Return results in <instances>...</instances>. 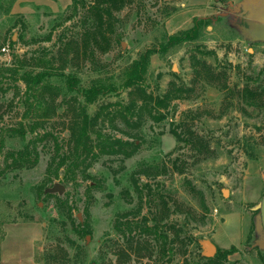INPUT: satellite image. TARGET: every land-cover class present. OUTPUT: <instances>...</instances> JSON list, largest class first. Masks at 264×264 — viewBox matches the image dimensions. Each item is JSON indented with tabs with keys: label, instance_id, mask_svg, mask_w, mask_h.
Segmentation results:
<instances>
[{
	"label": "rangeland",
	"instance_id": "1",
	"mask_svg": "<svg viewBox=\"0 0 264 264\" xmlns=\"http://www.w3.org/2000/svg\"><path fill=\"white\" fill-rule=\"evenodd\" d=\"M18 1L0 0V264L2 257L27 264L28 240H7L9 225L35 227L32 264H264V252L252 248L253 208L264 194V43L248 44L218 17L228 0H127L99 45L86 32L95 0H79L76 15L73 0H54L56 7ZM205 13L211 21L198 40L151 57L146 91L163 97L183 89L156 122L141 101L131 106L124 71ZM27 74H43L52 84L47 93H59L49 106L37 110L35 97L27 98ZM98 78L116 90L87 105L83 90ZM247 87L256 100L243 96ZM83 107L98 114L95 142L121 138L137 142V151L99 155L86 170L71 156L48 173L69 152L70 127ZM175 129L194 132L209 150L179 142ZM26 146L39 161L15 168L9 153ZM56 183L65 192L49 196ZM155 224L164 238L142 231ZM205 241L238 251L210 261L216 255L204 258Z\"/></svg>",
	"mask_w": 264,
	"mask_h": 264
},
{
	"label": "trees",
	"instance_id": "2",
	"mask_svg": "<svg viewBox=\"0 0 264 264\" xmlns=\"http://www.w3.org/2000/svg\"><path fill=\"white\" fill-rule=\"evenodd\" d=\"M74 3V14L78 13L79 0H73ZM127 0H95L89 9L94 15L93 22H90L87 28V33L93 37V41L96 45H99L98 36L105 38V35L101 31L107 24L108 19L113 16L114 11H119L125 7ZM86 7V4H84ZM211 18L209 17H196L194 19V25L184 31H180L176 34L167 36L166 40L163 41L160 46L149 49L142 53L138 59L134 60L132 64L124 71L121 79V86L124 89L130 90V95L133 97L131 106L137 107L138 101H141L142 107H150L149 115L156 122L166 119L167 112H163L162 109L168 108L170 102L177 99L183 89H177L176 91H168L163 97L154 96L148 93L143 86L145 78L148 74L151 57L160 53L162 56L167 54L171 49L181 46L184 43L196 41L202 34L203 27L209 23ZM110 26V22H109ZM105 52L108 50V46L102 48ZM214 54V52H211ZM26 84L27 98L35 97V101L38 104L39 109L42 107L49 106L50 101H54L59 93L48 94L52 88V84L45 79L43 74H27L23 77ZM116 90L115 83H108L103 78L95 79L92 84L83 90V96L87 105L95 103L98 98L109 92ZM243 96L250 97L251 99H257L259 94L250 88L243 90ZM49 97V98H48ZM47 108V107H46ZM48 110V109H47ZM41 118H48L49 113L47 112L40 114ZM98 119V114L94 117H90L87 113L86 107L80 109L78 117L73 120L72 126L70 127V147L69 152L64 154H58L57 158H54L47 168L48 173H58L59 169L66 166L68 159L73 157L72 163L75 168H79L82 164L84 169H88L92 165V161L99 155H121L125 157H131L137 151L139 145L137 142L124 141L121 138H99L98 142H95L92 138L94 133L93 127L94 122ZM38 125V124H37ZM37 125H33L30 128L31 132H35ZM25 130H20V133L24 136ZM172 133L178 139L179 142H185L193 150L202 152V148L209 150V146L203 141L201 137L196 135L190 130L178 131L177 129L172 130ZM46 135V134H45ZM44 135V136H45ZM60 144L56 143L57 151L60 150ZM31 150L30 146H26L24 149L19 151H13L9 153L10 157H13L12 163L15 168H22L25 166L32 167L39 161V153L35 150ZM208 157V156H206ZM30 163V164H28ZM54 164L56 168H53ZM51 196L50 193H47ZM87 227V226H86ZM84 228L85 233H90L89 228ZM158 225L155 224L153 227L143 226V232L154 233L160 237L162 234L158 232ZM164 238V236H161ZM218 247V246H217ZM238 249L232 246L229 249H223L218 247L217 254L214 259H208L214 261L215 259L227 261L228 257L236 253ZM165 254V250H163ZM207 258V257H204Z\"/></svg>",
	"mask_w": 264,
	"mask_h": 264
},
{
	"label": "water",
	"instance_id": "3",
	"mask_svg": "<svg viewBox=\"0 0 264 264\" xmlns=\"http://www.w3.org/2000/svg\"><path fill=\"white\" fill-rule=\"evenodd\" d=\"M222 9V7H221ZM226 10L229 11L241 23H231L228 26L235 30L245 42L248 44L264 43V0H228L226 2ZM225 17L228 13L217 14ZM264 182V172L261 173ZM65 187L56 183L52 188L48 189V193H64ZM224 196H229V191L224 190ZM256 215L254 217V240L252 248H258L264 252V194L261 201L254 206ZM205 250L204 256L213 258L218 247L211 241L202 243Z\"/></svg>",
	"mask_w": 264,
	"mask_h": 264
},
{
	"label": "crops",
	"instance_id": "4",
	"mask_svg": "<svg viewBox=\"0 0 264 264\" xmlns=\"http://www.w3.org/2000/svg\"><path fill=\"white\" fill-rule=\"evenodd\" d=\"M24 1L27 2L28 4L34 5L36 7H42V6L56 7L58 5L56 2H54V0H41V2L38 0H19L18 3H21ZM234 1H237V0H234ZM62 3L65 5H68L71 3V0H63ZM208 16H210V14L205 13V14H201L197 17H208ZM6 231H7V235H8L7 240H10V238H12L14 236H18V235H22L25 237L26 241L28 240L27 243L30 247L29 248L30 250L29 249L27 250L28 258H27L26 263L32 264V262H31L32 258H30V252H31V245L30 244H33V242H35L38 238V235L35 231V227L33 225H17V226L9 225L8 228L6 229ZM2 253H3V251H2ZM1 264H5V260L3 257L1 258Z\"/></svg>",
	"mask_w": 264,
	"mask_h": 264
},
{
	"label": "flooded vegetation",
	"instance_id": "5",
	"mask_svg": "<svg viewBox=\"0 0 264 264\" xmlns=\"http://www.w3.org/2000/svg\"><path fill=\"white\" fill-rule=\"evenodd\" d=\"M228 13L227 16L222 17L221 15H218V17L223 18L226 22L229 24L231 23H241L238 19H236L229 11L226 10V7H224L222 10H220L219 14Z\"/></svg>",
	"mask_w": 264,
	"mask_h": 264
},
{
	"label": "built area",
	"instance_id": "6",
	"mask_svg": "<svg viewBox=\"0 0 264 264\" xmlns=\"http://www.w3.org/2000/svg\"><path fill=\"white\" fill-rule=\"evenodd\" d=\"M1 51H2L3 53L7 54V53L9 52V48H8V47H3V48L1 49Z\"/></svg>",
	"mask_w": 264,
	"mask_h": 264
}]
</instances>
